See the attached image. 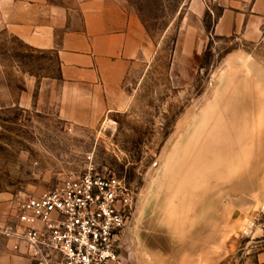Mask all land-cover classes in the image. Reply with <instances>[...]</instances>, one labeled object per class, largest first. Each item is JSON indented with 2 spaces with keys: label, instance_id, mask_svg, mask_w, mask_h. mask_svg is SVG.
I'll return each instance as SVG.
<instances>
[{
  "label": "rangeland",
  "instance_id": "374dc122",
  "mask_svg": "<svg viewBox=\"0 0 264 264\" xmlns=\"http://www.w3.org/2000/svg\"><path fill=\"white\" fill-rule=\"evenodd\" d=\"M124 1L147 58L91 126L59 116L52 55L0 40V251L15 203L90 156L132 192L121 264H264V24L220 37L218 0L199 24L189 0Z\"/></svg>",
  "mask_w": 264,
  "mask_h": 264
},
{
  "label": "crops",
  "instance_id": "0c3cea01",
  "mask_svg": "<svg viewBox=\"0 0 264 264\" xmlns=\"http://www.w3.org/2000/svg\"><path fill=\"white\" fill-rule=\"evenodd\" d=\"M124 3L0 0V40L13 39L24 48L54 57L56 76L47 86L64 120L91 126L104 112L125 104L123 81L145 62L148 49L139 20ZM217 4L220 12L211 26L212 35L258 38L264 0H218ZM187 5L199 24L203 3L189 0ZM0 264H28V260L5 243Z\"/></svg>",
  "mask_w": 264,
  "mask_h": 264
},
{
  "label": "built area",
  "instance_id": "2783aa9c",
  "mask_svg": "<svg viewBox=\"0 0 264 264\" xmlns=\"http://www.w3.org/2000/svg\"><path fill=\"white\" fill-rule=\"evenodd\" d=\"M52 186L19 199L1 227L10 251L28 264H121L122 231L132 192L111 171H97L90 156Z\"/></svg>",
  "mask_w": 264,
  "mask_h": 264
}]
</instances>
